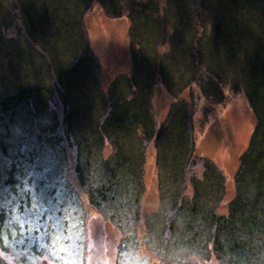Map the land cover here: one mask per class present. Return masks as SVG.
Listing matches in <instances>:
<instances>
[{"label": "trees", "instance_id": "trees-1", "mask_svg": "<svg viewBox=\"0 0 264 264\" xmlns=\"http://www.w3.org/2000/svg\"><path fill=\"white\" fill-rule=\"evenodd\" d=\"M19 2L21 19L28 21L29 40L12 43L1 29L4 76L0 78V88L3 93L5 84L14 85L22 76L21 80L27 79L30 84L20 85L12 95L0 94V247L15 253L22 264H29L31 249L37 251L41 246L36 240L42 234L47 238L54 233L52 220L64 215L61 210L65 208L74 212L76 193L65 182L70 170L68 151L62 156L54 150L56 145L45 147L52 162L56 161L64 172L50 180V162L35 164V147H27L28 140L20 135L11 140L8 126L11 120L18 125L16 132L22 126L26 131L39 129L44 121H50L53 111V121L60 120L62 128L61 132L53 125L49 129L60 135L57 140L63 142L65 150L68 146L75 150L72 170L88 205L104 222L126 234L116 249L119 264H151L152 260L163 264H204L211 260L216 264H264V183L256 181L252 186L255 177L264 174L263 149H255L260 142L264 144V9L252 0H204V5L199 0L197 18H208L205 10L210 8L221 13L223 6L226 11L237 3L242 7L239 18L219 22L215 32L210 33L209 43L203 45L200 34L193 31L187 38L172 34L165 37L166 24H160L161 19H142L154 13H141L142 6L135 0ZM92 2L112 18L124 17L130 28L132 73L113 79L107 89L101 88L98 63L88 54L90 38H85L83 32L84 17ZM167 17L173 16L166 13ZM189 21L179 26L182 19H176L179 34L190 30ZM101 26L102 23L100 29ZM57 41L67 43L72 54L69 62L63 60L65 50L59 49ZM164 43L170 47L159 55L157 50ZM244 51L249 54L243 56ZM37 57L45 73L40 86L28 79L29 73L19 72L23 65L28 69ZM155 78L170 96L159 122L150 104ZM195 82L206 97L216 102V96L219 104L225 99V86L242 92L255 117L247 147L234 170V195L227 202L225 214L218 212L225 195L218 165L200 156L201 173L190 172V165L196 161L192 138L195 108L183 93L190 92ZM36 92L53 100L56 96L61 104L59 113L49 96L41 101ZM79 129L82 134L76 133ZM148 149H154L158 206L141 219L139 207L146 191L144 165ZM79 201L87 213L80 198ZM76 217L68 215L66 222ZM1 225L6 230L1 231ZM138 225L146 230L142 236L150 253H146L147 263L127 259L131 257L126 253L132 241L129 229L138 232ZM254 225L260 233L256 234L255 227V231L244 234L247 227ZM82 242L85 244L84 237ZM43 254L48 255L46 251ZM132 255L136 257V253ZM57 259L63 263L53 258L55 264Z\"/></svg>", "mask_w": 264, "mask_h": 264}, {"label": "rangeland", "instance_id": "rangeland-1", "mask_svg": "<svg viewBox=\"0 0 264 264\" xmlns=\"http://www.w3.org/2000/svg\"><path fill=\"white\" fill-rule=\"evenodd\" d=\"M19 1L20 0H0V16H2V19H0V33L2 32L1 29H3L4 37L12 43H24L26 41L25 39L29 40L28 21L26 19H21L19 13L21 10V5ZM135 1H137L140 6H142L140 10L141 13H154L153 16L151 15L149 17H143L142 19H161L159 23L166 24V32L164 33L165 37H169L172 34L173 36H178L179 39L182 37L187 38L193 31L195 35L200 34L203 39V45H207L209 43L210 33L212 30V33L215 32V30L218 28L217 25L219 22L222 24L224 19L226 22H228L231 19L239 18L242 9L239 3L227 11L223 6V8L220 9L221 13H218L219 11L216 12L215 8H210L205 10L209 12L208 18L204 15L197 18L195 13H197L196 11L200 12L199 0ZM200 1H202L201 5H204V0ZM252 1H256L262 10L264 9V0ZM221 2H223V0H221ZM151 5H154L155 7H151ZM166 13L172 15L173 17H167V19ZM190 16L193 17L190 18ZM213 16L216 17L213 18ZM84 19V36L85 38H90V48L88 54L90 55V58L98 63V74L101 88L107 89L113 79L118 80L121 76L128 77L132 73L130 28L129 25L126 24L124 17L112 18L106 14L105 11L95 2H92L91 8L85 15ZM176 19H182V23L179 24V26H184V24H187L188 19H190V30H187L184 35H181V32L179 34V27L177 28L175 26ZM110 21L112 22L111 26L114 25L113 29L109 25ZM100 23L103 25V27L101 26V29L99 28ZM158 32L160 33L159 28ZM57 44H59L58 41ZM58 47L59 49L63 48L62 50L68 51L66 42L61 41ZM169 47L170 46L167 43L162 44L157 50L158 54H164ZM65 51L63 52L64 54L62 58L65 62H69L72 58V54L69 51ZM236 51H239V49H236ZM248 54V51H244L242 55L247 56ZM19 72L23 74L29 73L28 79L34 81V86H40L42 84L41 82L43 81V75L45 76L44 66L41 61H38V57L34 59V63L29 64L28 69L24 65L20 67ZM40 72L42 73L40 74ZM3 76L4 70L1 68L0 53V78L3 79ZM36 76L39 77L38 80H36ZM22 77H20V83L16 79L14 81V85H10L9 82L5 84L6 89L3 93L1 92L0 88V94L2 93L1 97L4 94H14L22 84L24 86L30 84V81L27 79L21 80ZM46 80L47 77L45 78V81ZM172 89H175V87H172ZM223 91L225 94V99L220 104L216 103V96L214 99L216 102L206 97L201 92L198 82H195V84L191 85L190 92L185 90L183 93L185 100L191 101L194 106L193 108L196 109H194V112H192V138L194 142L193 149L195 151L194 159L196 161L190 165V172H195L198 175L201 173L202 163L200 161L202 158L205 159V161L210 163L214 162L213 164L218 165V175L221 179L224 178L222 188L224 189L225 194L218 209V212L221 214L226 213V207L228 206L227 202H229V200L232 199L234 195V182L232 180L235 173L234 170L239 165L240 155L247 147L249 136L255 122L254 113L252 112L248 101L242 92L232 90V87L229 85L225 86ZM167 93L168 91L163 83H160L159 78H155V83L153 85V95L151 96L150 104L156 113L158 122L160 116L163 117L168 108L170 96H168ZM36 96L42 101V97H47L48 100L49 95L46 96L45 93L42 94L41 92H36ZM50 101L52 103L55 102L59 113V107L61 104L58 99H56V96L55 100L50 97ZM50 116V121L48 123L44 121L40 125L39 129L34 127L33 129H27L28 131H26V126H22V128L19 127L16 132L15 127L18 125H16L13 121L11 122V120H8V126L11 130V140L17 138L19 135L21 137H25V139L28 140L27 147H35V150L32 152L33 157H35V164L39 163L44 165L46 161H48V164L50 162V166L47 169L48 178H50V180L51 178L53 180L56 179V177L58 178L60 175H63L64 172H62V169L60 170L59 167L61 166H59L56 161L52 162V158L49 157L48 150L45 147L56 145L54 150L56 151L57 155L60 154L62 156L68 151L70 170L66 174L65 182L66 184L68 183L79 196L83 205L87 209V213L84 212L79 198L75 194L73 198L77 200V204L74 202V205H76L75 208H73L74 212L70 210L68 212V210L66 211L67 208H65L63 211L61 210V214L65 213L64 215H60L58 218H55V220H52V224L55 225L54 233L47 238L42 234L40 240H36V244L40 243L41 246L40 248L37 247V251H33V249H31L32 256L29 264H36V262L37 264H55L53 258H59L63 260V263H61L57 259V264H119L120 259L116 261L118 258L116 249L118 250V244L122 236L126 237V234L118 231L111 223L104 222L97 215L96 211L88 205L85 195L82 193V191H80L76 174L72 170L74 166L73 161L75 150H73V147L68 145H65L68 146V149L65 150L63 142L57 140L60 137L57 132H61V123L60 120L53 121L55 120L53 111H51ZM60 117L61 115H59L58 118L60 119ZM52 125L54 126L55 130H57V132L49 129ZM80 130L81 129L77 130L76 133L82 134L79 132ZM21 140L22 138L16 142L17 148ZM54 140H57V142L54 143ZM261 143L262 142L255 145V149L258 151L260 148H262V151L264 152V144ZM39 146L40 148L37 149L36 147ZM106 151H109L108 146H106ZM200 156L201 159L199 160L198 158ZM262 156H264V154H262ZM0 158L3 159L2 156H0ZM154 158V149H151V151L148 149L146 163L144 165L146 191L143 193L140 199L142 205L141 208L139 207L141 219H143L146 213L149 211L156 210L158 206V190L156 188L157 176L154 171ZM256 181H260L259 184H263L264 174H260L259 176L255 177V181L252 182V186H256ZM60 183L62 185L65 184L62 180ZM191 188L192 187L190 184L187 192L190 193ZM203 195L204 197L207 196L206 193ZM65 215L77 217L70 220L67 218L69 221L67 223V216ZM78 216L81 217L78 218ZM66 223L68 227L66 230H64ZM255 227H257V225L247 227L244 234L248 230L255 231ZM2 230L6 229L1 225V231ZM129 231L130 233H128V235L132 241L128 244L126 253L130 254L131 257H127V259L131 258V260L136 263H147L146 253H150L143 245L145 240L143 236L145 237L146 230L143 228V226L138 225V232H136V230L133 232L131 229H129ZM258 233H260L259 227L256 229V234ZM83 237L85 238V244L82 242ZM5 239L7 240L6 235ZM44 251H46L49 256L47 254H43ZM132 252L136 253V257L132 255ZM21 262L22 261L19 259V257L16 258L15 253L11 254L9 250L0 247V264H22ZM151 264L163 263L152 260ZM204 264H216V262L215 260H211L210 262H205Z\"/></svg>", "mask_w": 264, "mask_h": 264}]
</instances>
